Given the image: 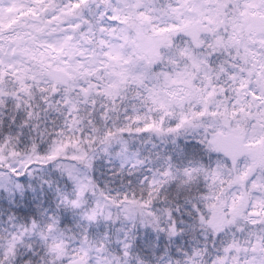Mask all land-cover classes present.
I'll use <instances>...</instances> for the list:
<instances>
[{
  "label": "snow or ice",
  "instance_id": "snow-or-ice-1",
  "mask_svg": "<svg viewBox=\"0 0 264 264\" xmlns=\"http://www.w3.org/2000/svg\"><path fill=\"white\" fill-rule=\"evenodd\" d=\"M0 264H264V0H0Z\"/></svg>",
  "mask_w": 264,
  "mask_h": 264
}]
</instances>
